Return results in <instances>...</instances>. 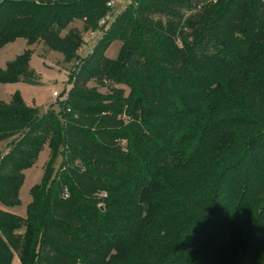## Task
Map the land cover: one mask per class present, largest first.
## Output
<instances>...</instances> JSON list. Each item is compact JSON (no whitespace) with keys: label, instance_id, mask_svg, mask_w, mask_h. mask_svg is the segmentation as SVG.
<instances>
[{"label":"trees","instance_id":"obj_1","mask_svg":"<svg viewBox=\"0 0 264 264\" xmlns=\"http://www.w3.org/2000/svg\"><path fill=\"white\" fill-rule=\"evenodd\" d=\"M108 2L0 0V47H29L0 82L38 85L42 42L77 60L83 32L62 33ZM79 65L61 116L0 101V264H264V0H133ZM46 145L61 170L21 217Z\"/></svg>","mask_w":264,"mask_h":264},{"label":"rangeland","instance_id":"obj_2","mask_svg":"<svg viewBox=\"0 0 264 264\" xmlns=\"http://www.w3.org/2000/svg\"><path fill=\"white\" fill-rule=\"evenodd\" d=\"M132 1L123 0L121 3H117L113 9L109 8L111 13L107 18L99 21V28L96 30L84 32V23L75 21L62 33V36L66 35L71 28H77L83 32L84 44L78 52L77 60H67L62 54L51 51L43 42L32 46L29 68L34 73V78H36L35 81L38 82V85H29L21 82H0V101L7 104L10 103L14 96L18 95L29 108H37L41 115H45L51 111L60 115L62 102L68 98L73 88L72 78L76 75L80 66L79 64L93 53L119 16L130 8ZM184 14L186 17H191L189 10H185ZM28 48L25 39H17L0 47V70H5L8 64L16 61L17 57L21 56ZM121 51L122 42L115 41L106 50L105 55L107 58L117 60ZM123 54L125 55L124 50ZM88 86L91 90L93 87H96V83L92 81ZM119 88L122 87L119 86ZM99 89L101 94L110 93L109 88L103 87ZM55 93H58L59 96L55 97ZM261 130L258 128L250 129L245 135L247 139L255 138ZM12 145L13 141L1 143L0 154L4 155L7 153ZM52 152L50 146L46 145L40 153L37 162L33 167L26 170L25 180L19 193L20 204L18 207L11 208L10 211L17 213L21 217H27L28 208L32 202L33 189L44 187L48 179L52 181L59 173L63 163L62 149L54 154L55 156H53ZM48 168H50V171L46 174V169ZM13 264H19L17 257Z\"/></svg>","mask_w":264,"mask_h":264},{"label":"built area","instance_id":"obj_3","mask_svg":"<svg viewBox=\"0 0 264 264\" xmlns=\"http://www.w3.org/2000/svg\"><path fill=\"white\" fill-rule=\"evenodd\" d=\"M122 1L123 0H109L107 6H108V8L113 9L117 3H121ZM94 34H95V32H94ZM54 96L55 97H58L59 94L58 93H55Z\"/></svg>","mask_w":264,"mask_h":264}]
</instances>
